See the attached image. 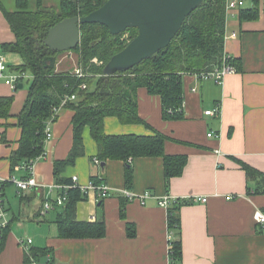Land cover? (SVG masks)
I'll use <instances>...</instances> for the list:
<instances>
[{"label": "crops", "instance_id": "obj_1", "mask_svg": "<svg viewBox=\"0 0 264 264\" xmlns=\"http://www.w3.org/2000/svg\"><path fill=\"white\" fill-rule=\"evenodd\" d=\"M42 1L46 6L57 4ZM14 40L0 10V52L9 72L17 70L16 64L22 59L1 44ZM224 51L239 59V69L226 73L220 81L183 75L181 119H164L159 96L150 95L143 87L137 89L138 114L166 136L165 153L185 155L187 160L182 173L172 177L166 188L161 157L135 158L130 189L136 194L149 190L152 197L144 203L124 200L123 215L119 195L96 200L92 192L85 194L80 189L91 176L101 178L113 191L126 188L124 161L109 159L101 166L91 160L97 144L88 127L83 130L84 155L59 175L70 183H57L55 179L53 163L67 156L73 142L70 107L55 111L50 122L52 136L43 143L44 155L32 160L30 169L22 160L11 165L20 137L17 115L32 76L30 72L25 74L19 81L21 88L19 83L15 87L4 83L0 76V96L13 98L8 116L0 117V177L5 179V212L0 223L8 227L0 240V264H25L21 241L26 238L32 240L31 247L47 248V253L31 264H170L168 244L172 236L167 209L158 203L166 194L190 200L179 210L181 257L176 264H264V230L254 220L255 211L264 209V193L254 192L259 179H248L240 166L241 161L264 173V0H243L242 6L226 9ZM77 63V53L62 51L55 71H74ZM216 106L218 113H204ZM104 131L150 132L140 124L121 123L113 116L105 117ZM209 132L211 136H207ZM29 175L37 185L26 190H18L9 180ZM73 183L78 186H71ZM68 187H77L85 194L75 206L78 220L103 219L102 237L58 236L55 219L62 208L44 209V205ZM202 197L207 200H192ZM127 223L134 225V236L127 235Z\"/></svg>", "mask_w": 264, "mask_h": 264}, {"label": "trees", "instance_id": "obj_2", "mask_svg": "<svg viewBox=\"0 0 264 264\" xmlns=\"http://www.w3.org/2000/svg\"><path fill=\"white\" fill-rule=\"evenodd\" d=\"M105 1L58 0L56 6H46L42 0H12L9 6L6 0H0V10L15 36L14 41L2 43L1 47L18 53L22 63L16 66L17 70L28 71L32 76L27 97L17 115L20 137L11 156V165L21 160L28 163L44 153L47 122L53 118L61 99L74 93L77 98L64 105L73 110V142L67 156L53 163L57 183H70L69 179L59 175L66 166L73 165L78 157L84 155L83 130L88 127L97 144L96 155L91 160L98 159L99 165L109 159L124 161L126 188L130 189L131 186L132 161L142 156L162 158L165 187L168 188L170 179L182 173L187 158L185 155L165 153L166 136L138 114L137 89L143 87L150 95L159 96L164 119H181L184 116L183 75L211 71L221 65L224 56L238 70L239 59L228 56L224 51L226 0H203L186 16L165 48L131 69L111 75L103 74L105 63L136 35L137 30L128 28L114 35L104 25L84 23L80 26L79 44L71 49L78 55L77 67L83 76H75L74 71H55L60 52L52 51L44 44L49 28L63 18L86 15ZM92 82L94 85L90 87ZM81 83H85V89L78 87ZM12 100L11 96H0V117L8 116ZM107 116L116 117L121 123L140 124L150 132L107 134L104 131V119ZM240 166L248 179H259L254 192L264 193V173L241 161ZM90 181L96 184L102 179L91 176ZM62 194L66 195L62 204H57L56 200L51 202L53 209L62 208L55 219L58 236L102 237L105 229L103 219L88 221L76 218V203L85 198V194L77 187H68ZM119 198L122 199L120 214L123 215L126 204L124 200L127 199L121 195ZM189 202V199L177 198L166 208L167 226L172 236L168 244L170 264L180 261L179 210ZM7 228L1 229V241ZM134 234V225L127 223V235ZM46 253V247H30L25 251L24 263L36 262Z\"/></svg>", "mask_w": 264, "mask_h": 264}, {"label": "water", "instance_id": "obj_3", "mask_svg": "<svg viewBox=\"0 0 264 264\" xmlns=\"http://www.w3.org/2000/svg\"><path fill=\"white\" fill-rule=\"evenodd\" d=\"M202 1L106 0L86 15L59 20L49 28L44 44L55 52L75 48L80 41V26L84 23H99L114 35L135 28L136 35L110 57L102 70L104 75L124 72L165 48L186 16ZM21 87L19 83L18 88Z\"/></svg>", "mask_w": 264, "mask_h": 264}, {"label": "built area", "instance_id": "obj_4", "mask_svg": "<svg viewBox=\"0 0 264 264\" xmlns=\"http://www.w3.org/2000/svg\"><path fill=\"white\" fill-rule=\"evenodd\" d=\"M243 5V0H226V9H234L237 7H240ZM233 35H235L234 33H232ZM235 67L233 65H231L228 61L227 56L223 57V61L221 62V65L219 67L214 68L211 71L208 72H202L200 74H196L197 77L201 78V79H213L215 81H220V79L226 74V73H231L233 71H235ZM6 71H8V66L5 62V58L3 56V54L0 52V76L4 77V83L11 85L12 87H15L20 80H22L25 77L26 72L25 71H21V70H11L10 72L8 71L7 73H5ZM74 75L77 77H82L83 73L81 71L80 68H76L74 69ZM67 86V85H66ZM79 88L81 89H85L86 85L85 83H81L78 85ZM76 98V95L74 93H70L65 95L60 103L58 104V106L56 107L55 111H58L60 108L64 107V105L69 102L72 101ZM219 112V107L216 106L214 109H208L205 110L204 113L206 115H213L215 113ZM50 122L51 119L47 122V125L45 127V140H48L51 138V129H50ZM212 133L209 132L207 133V136H211ZM44 155V153L42 154ZM93 162L97 165H99L100 161L98 159H94ZM31 161L28 162L27 164H25V168L30 169L31 168ZM77 179V177L74 175L72 176V181L75 182ZM11 180V182H13L16 186V188L18 190H26L29 189L31 187H34L37 185V181L35 180V178L31 175H29L28 177H25L23 179H15V178H11L9 179ZM5 181V179H3L2 177H0V219L3 217L4 215V191H3V182ZM71 186H78L75 183H73V185ZM80 189L82 192H84L85 194H89L90 192L93 193L94 197L96 200H100V199H104L110 195H121L122 197H124L125 199H127L128 201L130 200H137L140 203H144L145 199L152 197V194L149 190H145L144 192H142L141 194H136L133 191H131V189L128 188H124L121 189L119 191H113L109 185L107 183H105L104 181H101L100 183H93L92 181H90L87 185L85 186H80ZM66 198V195L62 194L60 195L56 201L57 204H62L64 202ZM229 198V197H226ZM177 198L176 197H172L168 194L164 195L163 197H161L158 201L159 205L167 208L168 205H170L171 202L175 201ZM193 201H201V202H205L207 200V198H193ZM52 207V203L51 202H46L44 205V209H50ZM254 220L256 221V223L260 226L261 229H264V212L262 211H255L254 213ZM5 226L4 223H0V239L2 237V233H1V229ZM32 244V240L30 238H26L24 240L21 241V245L23 246L25 251H28L29 248L31 247Z\"/></svg>", "mask_w": 264, "mask_h": 264}, {"label": "rangeland", "instance_id": "obj_5", "mask_svg": "<svg viewBox=\"0 0 264 264\" xmlns=\"http://www.w3.org/2000/svg\"><path fill=\"white\" fill-rule=\"evenodd\" d=\"M11 1H12V0H11ZM57 1H58V0H51V2H52L53 4H54V3L56 4ZM9 3H10V0H9L8 4H9ZM11 3H12V2H11ZM69 51H70V50H69ZM71 51H72V50H71ZM66 52H67V51H66ZM16 66H17V64H16ZM26 74L29 75V72H26ZM25 80H26V78H25ZM93 85H94V82H92V83L90 84V87H93Z\"/></svg>", "mask_w": 264, "mask_h": 264}]
</instances>
